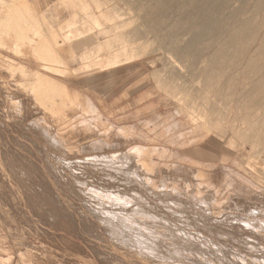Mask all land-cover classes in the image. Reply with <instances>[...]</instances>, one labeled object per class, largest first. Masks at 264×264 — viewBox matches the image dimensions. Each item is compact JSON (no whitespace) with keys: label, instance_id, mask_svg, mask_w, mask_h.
<instances>
[{"label":"rangeland","instance_id":"rangeland-1","mask_svg":"<svg viewBox=\"0 0 264 264\" xmlns=\"http://www.w3.org/2000/svg\"><path fill=\"white\" fill-rule=\"evenodd\" d=\"M245 1L220 49L156 0H0V264H264V2ZM71 32L91 41L55 51Z\"/></svg>","mask_w":264,"mask_h":264},{"label":"bare ground","instance_id":"bare-ground-1","mask_svg":"<svg viewBox=\"0 0 264 264\" xmlns=\"http://www.w3.org/2000/svg\"><path fill=\"white\" fill-rule=\"evenodd\" d=\"M154 1V0H153ZM232 0H156V3H155V5H156V11H154V14L156 15V16H158L159 14H162V15H164L165 17L167 16V12L169 11V10H173V15H174V18L176 19V21H178L179 23H180V25L181 26H184V28H189V29H193V31H195L194 32V36H193V39H192V41L194 42V43H199V42H201V41H203V39H209L210 41H217L216 42V44H217V46L216 47H220V49H222V48H225V47H227L226 45H227V42L226 41H224L223 39H221L220 37L221 36H223L224 37V39L226 40V38L229 36L228 34V31H227V29L228 28H226L228 25H226V23L228 22V20H229V18L231 17L232 18V16H238V14L239 13H241L242 12V10L243 9H245V3H243L244 1H241V3L242 4H240V3H238V4H240L239 5V7H237V8H233V9H229V7H231V5H230V2H231ZM236 1V0H235ZM234 1V2H235ZM237 1H239V0H237ZM260 1V0H259ZM246 2V1H245ZM261 2H264L263 0L261 1ZM231 3H233V2H231ZM185 6H187L188 7V10H189V15L188 14H186V16H188V18L186 19L184 16V18L186 19V20H182V18L181 19H179L180 17H179V15L181 14V11H182V9L185 7ZM262 6V5H261ZM260 6V8H262L263 9V7H261ZM153 7V8H154ZM228 8V10L226 11V12H224V9H227ZM185 10V9H184ZM250 10V9H249ZM259 10V9H258ZM245 11L246 10H244V16H245ZM257 11V10H256ZM256 11H255V13H256ZM251 12V11H250ZM249 12H247V14H248ZM254 13V12H253ZM246 14V15H247ZM169 15V14H168ZM171 15V14H170ZM163 16V17H164ZM248 16V15H247ZM252 16H255V15H252ZM162 17V18H163ZM235 18V17H234ZM245 18V17H244ZM261 18H263V17H261ZM260 18V19H261ZM232 20V19H231ZM235 20V19H234ZM242 20V19H241ZM240 20V27L238 28V29H240V28H242V27H244V30H245V27H248V24L250 23H248V21H244V22H242ZM250 20H251V18H250ZM254 21V20H253ZM252 20H251V23L253 22ZM233 22V21H232ZM231 22V25L233 24ZM255 22V21H254ZM177 23V22H176ZM4 24V23H3ZM228 24V23H227ZM235 24V23H234ZM177 25V24H176ZM179 25V24H178ZM230 25V26H231ZM252 25V24H251ZM254 25V24H253ZM258 25V24H257ZM261 25H262V22H261ZM235 26H236V24H235ZM250 27V26H249ZM262 27V26H261ZM252 28V27H251ZM231 29V28H230ZM229 29V30H230ZM247 29V28H246ZM254 29V28H253ZM242 30V29H241ZM192 31V32H193ZM250 31H251V29H250ZM260 31V30H259ZM246 32V31H245ZM245 32L243 33V34H245ZM247 32H248V30H247ZM254 32V31H253ZM261 32V31H260ZM259 32V33H260ZM188 33H189V31H188ZM191 33V32H190ZM189 33V34H190ZM263 32H261V34H262ZM236 34V33H235ZM235 34H234V36H235ZM242 34V33H241ZM247 34V33H246ZM260 34V36L262 37V35ZM52 35H55V34H52ZM219 35H220V37H219ZM248 35V34H247ZM255 35V34H254ZM257 35V34H256ZM184 36V35H183ZM234 36H233V38L231 37V38H229L230 40H232V43H233V40H234ZM237 36V35H236ZM235 36V37H236ZM246 36V35H245ZM250 36H252L251 34H250ZM249 36V37H250ZM258 36V35H257ZM185 37V36H184ZM244 38H246V37H244ZM251 38V37H250ZM253 38H255V36H253ZM260 38V37H259ZM252 39V38H251ZM251 39H249L250 41H251ZM256 39H258V38H256ZM255 39V40H256ZM264 39V38H263ZM183 40V38L181 39V41ZM189 40H191V38L189 39ZM246 40H247V38H246ZM260 40V39H259ZM261 40H262V38H261ZM210 41H209V45H210ZM244 41V40H243ZM257 41V40H256ZM189 42V41H188ZM187 42V43H188ZM240 42H241V40H240ZM246 42V41H245ZM244 42V43H245ZM258 42V41H257ZM263 42V41H262ZM181 43V42H180ZM193 43V44H194ZM207 43V42H206ZM249 43V42H248ZM240 44V43H239ZM241 44H242V42H241ZM260 44V43H259ZM262 44V43H261ZM264 44V43H263ZM179 45V44H178ZM177 45V46H178ZM197 45V44H196ZM204 45V44H203ZM208 45V44H207ZM214 45V44H213ZM235 45V44H234ZM247 44H245V46H246ZM251 45L252 44H250V46L249 45H247V46H249V47H251ZM205 46V45H204ZM246 46V47H247ZM257 46V45H256ZM184 47V46H183ZM186 47V46H185ZM197 47H199V45L197 46ZM239 47V46H238ZM255 47V46H254ZM257 47H259V45L257 46ZM263 47V46H262ZM176 48V47H175ZM204 48V47H203ZM215 48V47H214ZM230 49H231V47H229ZM228 48V50H230ZM232 48H233V46H232ZM256 48V47H255ZM261 48V46L258 48V49H260ZM264 48V47H263ZM262 48V49H263ZM209 48H207V50H208ZM219 49V50H220ZM235 49V48H234ZM247 49V48H246ZM211 50V49H210ZM224 50V49H223ZM227 50V49H226ZM226 50H224L225 52H226ZM242 50H245V49H243L242 48ZM241 50V51H242ZM182 51H183V49H182ZM191 51H192V49H191ZM213 51V49L211 50V52ZM235 51L237 52V50L235 49ZM246 51V50H245ZM264 50H262V52H263ZM195 52V51H194ZM193 52V53H194ZM210 52V53H211ZM223 52V51H222ZM221 52V53H222ZM225 52H223L222 54H224ZM230 52V51H229ZM239 52H240V50H239ZM256 52H257V49H256ZM255 52V53H256ZM183 53V52H182ZM209 53V54H210ZM213 53V52H212ZM220 53V54H221ZM227 53V52H226ZM225 53V54H226ZM232 53V52H231ZM238 53V52H237ZM243 53V52H242ZM245 53V52H244ZM243 53V54H244ZM251 53L253 54V52L251 51ZM251 53H249V54H247V57H248V55L250 56V54ZM261 53V52H260ZM259 53V54H260ZM190 54V53H189ZM221 54V55H222ZM233 54V53H232ZM257 54H258V52H257ZM256 54V55H257ZM182 55V54H181ZM187 55V54H186ZM190 55H192V52H191V54ZM206 55V54H205ZM238 55V54H237ZM256 55H255V57H256ZM204 56V55H203ZM227 56V55H226ZM225 56V57H226ZM232 56V55H231ZM234 56V55H233ZM258 56V55H257ZM215 57V56H214ZM235 57V56H234ZM245 57H246V55H245ZM246 57V58H247ZM261 58H262V56H260ZM260 57H257V59L258 58H260ZM227 58V57H226ZM232 58V57H231ZM249 58V57H248ZM247 58V59H248ZM251 58V57H250ZM206 59V58H205ZM207 59H208V57H207ZM225 59V58H224ZM232 59H235V58H232ZM240 59H242V58H240ZM239 59V60H240ZM256 59V58H255ZM263 59V58H262ZM253 61H255L254 59H252ZM264 60V59H263ZM207 61V60H206ZM225 61V60H224ZM248 61V60H247ZM250 61V60H249ZM248 61V62H249ZM199 62V61H198ZM221 62V61H220ZM230 62V61H229ZM238 62V61H237ZM240 62V61H239ZM244 62H245V60H244ZM251 62V61H250ZM261 62H262V60H261ZM193 63V62H192ZM195 63V62H194ZM200 63V62H199ZM214 63V62H213ZM218 63V62H217ZM226 63V62H225ZM252 63V62H251ZM198 64V63H197ZM204 64V63H203ZM202 64V65H203ZM223 64H224V62H223ZM228 64V63H227ZM231 64V63H230ZM230 64H228V65H230ZM235 64V63H234ZM233 64V65H234ZM242 64V63H241ZM246 64V63H245ZM257 64H260V63H257ZM262 64H264L263 62H262ZM262 64H260V65H262ZM221 65V64H220ZM232 65V66H233ZM237 65V64H236ZM240 65V64H239ZM192 66V65H191ZM196 66V65H195ZM206 66V65H205ZM215 66V65H214ZM213 66V67H214ZM218 65H216L215 66V68L217 67ZM227 66V65H226ZM241 66V65H240ZM244 66V65H243ZM197 67V66H196ZM203 67V66H202ZM211 67V66H210ZM245 67V66H244ZM262 67H264L263 65H262ZM212 68V67H211ZM246 68V67H245ZM251 68V67H250ZM249 68V69H250ZM256 68H258L259 69V67H256ZM256 68H254V70L256 69ZM220 69V68H219ZM218 69V70H219ZM237 69V68H236ZM263 69V68H262ZM261 69V70H262ZM198 70V69H197ZM213 70H215V69H213ZM213 70H211V72L213 71ZM221 70V69H220ZM224 70V69H223ZM225 70H226V68H225ZM253 70V71H254ZM258 71V70H257ZM260 71V70H259ZM264 71V70H263ZM197 72H199V71H197ZM208 72V71H207ZM210 72V71H209ZM233 72L234 71H232V74H233ZM262 72V71H261ZM228 73V72H227ZM260 73V72H259ZM194 74H195V71H194ZM201 74V73H200ZM224 74V73H223ZM225 74H226V71H225ZM246 74V73H245ZM250 74V73H249ZM261 74V73H260ZM264 74V73H263ZM206 76H207V74H205ZM213 75V74H212ZM230 75V74H229ZM229 75H228V77H229ZM238 75H240L239 73H238ZM251 75H252V73H251ZM257 75V74H256ZM221 76V75H220ZM223 76V75H222ZM250 76V75H249ZM262 76V75H261ZM198 77V76H197ZM196 77V78H197ZM200 77V76H199ZM198 77V78H199ZM202 77V76H201ZM210 77V76H209ZM232 77V76H231ZM235 77V76H234ZM242 77V76H241ZM248 77V76H247ZM260 77V76H259ZM197 78V79H198ZM215 78V77H214ZM249 78V77H248ZM258 78V77H257ZM232 78H230L229 80H231ZM243 79V78H242ZM259 79H261V78H258L257 80H259ZM199 80H201V78L199 79ZM207 80H208V78H207ZM209 80H210V78H209ZM227 80V79H226ZM257 80H255V82L257 81ZM217 81H218V79H217ZM221 81V80H220ZM260 81H262V83L264 82L263 81V79L262 80H260ZM259 82V81H258ZM201 83H202V81H201ZM207 83V82H206ZM218 82H216V84L213 82V84H215V85H218L217 84ZM221 83V82H220ZM212 84V85H213ZM247 84V83H246ZM249 84V83H248ZM209 85V84H208ZM228 85V84H227ZM231 85V84H230ZM264 85V84H263ZM211 86V85H210ZM208 87V86H207ZM206 87V88H207ZM220 87H221V84H220ZM252 87V86H251ZM264 87V86H263ZM210 89V88H209ZM259 91V90H258ZM205 92V91H204ZM229 92V91H228ZM251 92H252V89H251ZM248 93V92H247ZM264 93V92H263ZM256 94V93H255ZM228 95V94H227ZM243 95V94H242ZM244 96V95H243ZM246 96H248L247 94H246ZM260 96V95H259ZM251 97H252V94H251ZM260 97H262V96H260ZM264 97V96H263ZM262 97V98H263ZM241 98V97H240ZM246 98V97H245ZM248 98V97H247ZM246 98V99H247ZM235 100V99H234ZM233 100V101H234ZM237 100H239V99H237ZM257 100V99H256ZM259 100V99H258ZM264 100V99H263ZM243 101V100H242ZM235 102V101H234ZM263 102V101H262ZM236 103V102H235ZM234 103H232V105H233ZM246 104V103H245ZM252 104H253V102H252ZM256 104H259V103H257L256 102ZM240 106H241V104H239ZM239 106V107H240ZM238 107V108H239ZM246 107V106H245ZM247 108V107H246ZM246 108H245V112H246ZM257 108V107H256ZM248 109V108H247ZM258 109H259V106H258ZM253 112H254V110H253ZM255 113V112H254ZM244 115V114H243ZM249 115V114H248ZM248 115H246V116H248ZM262 115V114H261ZM258 117V116H257ZM264 117V116H263ZM248 119V118H247ZM255 119H256V117H255ZM261 119H263L264 120V118H262L261 117ZM250 120V119H249ZM259 119L257 118V121H258ZM257 121H255V123L257 122ZM260 121H262V120H260ZM263 123H264V121H262ZM253 124V123H252ZM256 125V124H255ZM254 125V126H255ZM248 126H250V125H248ZM264 126V125H263ZM245 129V128H244ZM254 129V128H253ZM252 132H253V130H252ZM260 132V131H259ZM256 138V137H255ZM262 139V138H261ZM255 143V142H254ZM258 143V142H257ZM263 143V142H262ZM5 148V147H4ZM23 157V156H22ZM20 158V157H19ZM25 158V157H24ZM27 160V159H26ZM20 167V166H19ZM25 168V167H24ZM33 170V169H32ZM113 171L111 172V175L110 176H112L113 174ZM23 174V173H22ZM21 176V175H20ZM120 178V177H119ZM70 182V181H69ZM90 182V181H89ZM28 183V182H27ZM30 183V182H29ZM34 183V182H33ZM82 183V182H81ZM87 183H88V181H87ZM89 184V183H88ZM26 185H28V184H26ZM78 185V184H77ZM82 185V184H81ZM204 185V184H203ZM33 187H34V185H33ZM79 187V186H78ZM128 187V186H127ZM31 188V187H30ZM121 188H124V187H121ZM35 189V188H34ZM126 189H128V188H126ZM129 190V189H128ZM29 191H30V189H29ZM126 191V190H125ZM28 193V192H27ZM123 194H124V192H122ZM127 193V192H126ZM139 197H142V198H144L143 196H139ZM47 198V197H46ZM16 199V198H15ZM33 199V198H32ZM82 199V198H81ZM36 201V200H35ZM30 202V201H29ZM33 202V201H32ZM31 202V203H32ZM56 202V201H55ZM55 204V203H54ZM219 204V203H218ZM140 205H143V204H140ZM138 206V205H137ZM255 207V206H254ZM20 209V208H19ZM36 211V210H35ZM121 211V210H120ZM119 211V212H120ZM98 212V211H97ZM106 212V211H105ZM112 212V211H111ZM118 212V211H117ZM118 212V213H119ZM117 213V214H118ZM121 213V212H120ZM22 214V213H21ZM103 214V213H102ZM114 214H116V213H114ZM25 215V214H24ZM121 215V214H120ZM98 216H100V215H98ZM104 216H105V214H104ZM113 216V215H112ZM118 216H119V214H118ZM106 217V216H105ZM111 217V216H110ZM119 217H121V216H119ZM101 218V217H100ZM122 218H123V216H122ZM126 218V217H125ZM121 219V218H120ZM103 220H104V218H103ZM117 220H118V218H117ZM114 222V221H113ZM112 222V223H113ZM117 222V221H116ZM123 222V221H122ZM18 223V222H17ZM112 223H110L111 225H113L114 226V224H112ZM115 223V222H114ZM118 223V222H117ZM124 223V225H122V226H124L125 228H126V225H125V223L126 222H123ZM11 224V223H10ZM108 224V223H107ZM106 224V225H107ZM129 224V223H128ZM110 225V226H111ZM115 225H117V224H115ZM10 226V225H9ZM13 226V225H12ZM109 226V225H108ZM107 226V227H108ZM118 226V225H117ZM129 226V225H128ZM132 226H133V224H132ZM131 226V227H132ZM137 226V225H136ZM14 227V226H13ZM116 226H114V228H115ZM142 227V226H141ZM18 228V227H17ZM109 228V227H108ZM111 228V227H110ZM117 228V227H116ZM115 228V231L117 230ZM113 229V228H112ZM111 229V230H112ZM126 229H130V234H131V228H126ZM133 229H134V226H133ZM136 229V228H135ZM13 230V229H12ZM138 230V229H137ZM16 231H18V230H16ZM114 231V232H115ZM125 231V230H124ZM134 231V230H133ZM139 231V230H138ZM122 232H123V229H122ZM116 234H117V232H115ZM125 234H123V235H125L126 237L129 235V233H127V232H124ZM136 233V232H135ZM114 234V233H113ZM139 234H141V233H139ZM137 235V234H136ZM135 235V236H136ZM112 236V235H111ZM138 236V235H137ZM143 236V235H142ZM125 237V238H126ZM132 237V236H131ZM112 238H115V236L114 237H112ZM118 238V237H117ZM124 238V237H123ZM123 238L121 239L123 242H125V240L127 239H125V240H123ZM127 241H129V238L127 239ZM129 243V242H128ZM144 248H145V246H143ZM149 249V248H148ZM227 262H228V260H227ZM232 263V262H231ZM38 264V263H37Z\"/></svg>","mask_w":264,"mask_h":264},{"label":"crops","instance_id":"crops-1","mask_svg":"<svg viewBox=\"0 0 264 264\" xmlns=\"http://www.w3.org/2000/svg\"><path fill=\"white\" fill-rule=\"evenodd\" d=\"M77 39H78L77 35H73L72 32L70 34H67L63 42L65 43L67 42L69 43V45L65 47L57 48L55 49V51L63 54V52L67 50L83 49L82 47H85L91 41V38H87L85 40H80V41H77L76 43H73ZM86 66L88 68L92 67L91 69H88L89 71H92V72L103 71L104 70L103 54L98 53L96 56H94L89 61V63Z\"/></svg>","mask_w":264,"mask_h":264}]
</instances>
